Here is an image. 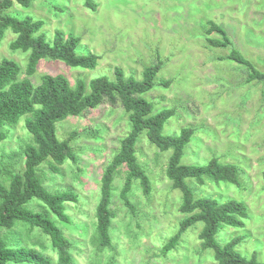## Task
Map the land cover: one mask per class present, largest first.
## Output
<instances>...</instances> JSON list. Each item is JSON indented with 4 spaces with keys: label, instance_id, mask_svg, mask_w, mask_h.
Masks as SVG:
<instances>
[{
    "label": "rangeland",
    "instance_id": "374dc122",
    "mask_svg": "<svg viewBox=\"0 0 264 264\" xmlns=\"http://www.w3.org/2000/svg\"><path fill=\"white\" fill-rule=\"evenodd\" d=\"M94 1L95 10L85 6L84 0H35L29 7L16 4L8 11L21 18L44 20L39 33L48 41L61 29L66 35L81 38L79 54L100 56L94 69L44 58L30 79L38 85L42 75L62 73L73 85L80 78L87 82L101 75L114 79V68L119 66L126 77L140 80L145 66L161 61L156 84L143 97L153 104L154 113L165 108L175 110L164 124V134L177 135L186 126L196 129L181 162L204 165L217 157L239 168V184L209 178L203 184L187 178V183L196 196L220 202L233 198L247 204L243 225L224 226L216 239L224 245L242 236L237 249L246 257L256 252L264 261V81L249 82L246 66L227 57L231 48L216 47L208 41L221 35L206 31L209 20H214L226 29L233 45L263 69L264 0ZM13 38L8 30L0 43V60L8 57L17 61L23 78L27 76L28 53L11 50ZM167 79L172 80L168 87L161 84ZM27 116L16 125H7V138L0 142V180L7 186L9 172L24 168L19 150L32 137L25 128ZM56 127L61 140L72 131L78 132L71 140L78 161L68 159L54 173L45 162L38 176L53 192L71 190L77 195L76 202L65 205L69 223L57 222L52 215L65 235L74 240V264H217L213 250L199 252L201 223L183 234L176 249L161 255L163 244L178 231L184 217L178 209L182 192L172 188L166 175L172 150L161 151L149 141L146 131L139 137L136 154L151 179V195L145 196L140 181L134 180L131 201L135 208L125 206L119 196L125 171L117 174L112 205L117 216L111 230L115 249L99 252L94 229L101 176L118 151L120 139L130 130L128 114L120 103L112 106L105 102L82 116H68ZM39 201L34 198L26 206L36 209L33 205ZM15 228L0 227V236L35 247L57 261L51 239L40 228Z\"/></svg>",
    "mask_w": 264,
    "mask_h": 264
},
{
    "label": "trees",
    "instance_id": "16d2710c",
    "mask_svg": "<svg viewBox=\"0 0 264 264\" xmlns=\"http://www.w3.org/2000/svg\"><path fill=\"white\" fill-rule=\"evenodd\" d=\"M34 1L0 0V43L10 30L14 34L9 43L10 49L28 53L24 71L27 76L23 78L20 77L22 69L17 61L8 57L0 60V142L7 138L6 126L16 125L24 115H28L25 128L32 135L30 141L19 150V155L24 156L23 170L11 171L15 172L14 174L9 172L8 186L0 180V227L14 229L17 226L16 231H24L27 225L31 229L40 228L51 239L53 250L58 256L56 262L52 261L49 255L35 247L25 246L14 240H4L0 236V264H74L76 261L72 251L75 247L74 240L65 235L56 220L70 222L65 205L68 202H76L77 195L71 190H49L40 180L38 171L43 170L41 166L45 162L53 173L68 159L77 163L78 156L71 140L78 132L72 131L67 138L61 140L57 135L56 124L71 115L82 116L105 102L112 106L121 104L128 114L130 130L120 139L118 151L102 172L94 229L97 250L101 252L105 249H115L111 230L117 216L112 206L117 174L125 171L119 191L125 206L135 208L131 201L134 180L140 181V188L145 196L151 195V179L136 154L139 137L146 131L149 141L161 151L172 150L166 175L172 182V188L182 192V203L178 209L184 217L180 221L178 231L163 244L161 255L166 256L168 252L176 249L183 234L197 223H201L200 253L207 249L213 250L217 264H264V261L257 258L256 252H253L251 257H246L237 249L242 236H236L224 245L216 239L219 230L224 226L243 225L248 215L247 204L233 198L220 202L216 198L196 196L186 181L187 178H192L195 182L203 184L209 178L216 182L239 184L238 166L221 162L217 157L210 158L204 165L182 163L185 147L196 129L186 126L177 135L164 134V124L175 110L165 108L154 113L153 104L143 97V94L156 84L155 78L162 68V62L156 61L145 66L143 78L140 80L126 77L124 70L116 66L114 79L101 75L90 79L89 82L80 78L72 85L62 73H47L42 75L41 82L35 85L29 76L36 72L39 62L44 58L61 60L68 66L94 69L100 56L95 53L79 54L77 47L81 38L77 35H66L63 30L57 29L52 41H48L45 34L39 33L44 20L31 16L21 18L8 12L16 4L29 7ZM84 4L93 10L97 7L94 0H84ZM206 31L210 34L218 32L221 35L209 38L208 41L216 47H230L227 57L246 66L249 70V82L264 81V67L258 69L237 49L224 27L214 20H209ZM171 82V79H167L161 84L168 87ZM34 198L40 200L33 205L36 209L28 208L26 205ZM52 215L56 220H53ZM19 226L22 229L18 230ZM4 235L7 236L8 232Z\"/></svg>",
    "mask_w": 264,
    "mask_h": 264
}]
</instances>
